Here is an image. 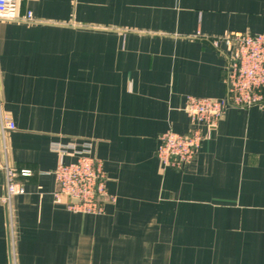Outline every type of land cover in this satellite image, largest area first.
Returning <instances> with one entry per match:
<instances>
[{
	"label": "crops",
	"instance_id": "1",
	"mask_svg": "<svg viewBox=\"0 0 264 264\" xmlns=\"http://www.w3.org/2000/svg\"><path fill=\"white\" fill-rule=\"evenodd\" d=\"M18 17L0 19V103L33 175L11 218L0 204V264H264V104L229 108L183 169L157 157L192 128L188 96H226L207 38L264 32V0H18ZM82 138L114 197L101 214L54 198L53 141Z\"/></svg>",
	"mask_w": 264,
	"mask_h": 264
},
{
	"label": "built area",
	"instance_id": "2",
	"mask_svg": "<svg viewBox=\"0 0 264 264\" xmlns=\"http://www.w3.org/2000/svg\"><path fill=\"white\" fill-rule=\"evenodd\" d=\"M18 0H0V19H18ZM32 21L28 12L26 19ZM223 44L221 49L226 58L224 81L226 96L220 99L188 96L184 111L189 116L192 128L186 134L167 130L159 137L157 157L164 167L183 169L198 153L202 141L208 138L219 121L231 107L244 108L264 104V32L229 34L214 42ZM4 159H0V171L4 173L5 191L0 195V204L8 208L12 217V201L17 195L26 193L23 180L30 178L33 171L18 168L8 160L6 133L14 131L16 124L11 117L0 118ZM206 128V132L202 128ZM84 149H54L61 160L52 174L57 182L54 198L62 202L72 212L100 214L104 204L110 199L107 191V177L102 164L94 152V143L84 140ZM73 155L74 161L66 163L64 156ZM75 200V202H70Z\"/></svg>",
	"mask_w": 264,
	"mask_h": 264
},
{
	"label": "rangeland",
	"instance_id": "3",
	"mask_svg": "<svg viewBox=\"0 0 264 264\" xmlns=\"http://www.w3.org/2000/svg\"><path fill=\"white\" fill-rule=\"evenodd\" d=\"M263 33V32H262ZM231 34H235V33H231ZM243 34V33H242ZM229 35V34H228ZM227 36V35H226ZM223 37H225V36H223ZM220 38H222V37H216V38H211V37H209V38H207L208 40H209V42L212 44V45H214V42L218 39V40H220ZM215 47V46H214ZM217 49L218 50H220L221 51V49L223 50V51H226V48L224 47V45L221 43H219L218 44V47H217ZM1 115H2V118H4L6 115L7 116H9L10 117V115H8V114H6V113H3V111H2V106H1V103H0V118H1ZM1 120V119H0ZM217 127V126H216ZM215 127V128H216ZM9 132L10 131H8L7 133H6V144H7V147H8V143H7V141H8V135H9ZM166 132V131H165ZM177 133V132H176ZM180 134H182V133H180ZM84 140H91V141H93V139H89V138H82V139H80V140H77V139H74V140H72V141H70V142H68V143H62V142H59V141H53V149H54V147L57 149V147H60V148H69V149H71L70 147H72V148H74V149H84V145L85 144H83L84 143ZM0 141L2 142V137H1V128H0ZM93 143H94V141H93ZM80 147H82V148H80ZM55 150V149H54ZM56 151V150H55ZM8 152H9V150H8ZM57 152V151H56ZM94 152H95V144H94ZM69 156L70 157H73V155H71V154H69ZM95 156H96V153H95ZM99 159V158H98ZM100 160V162H101V164H102V167H103V162H102V160L101 159H99ZM72 161H74V158H73V160ZM72 161H70V162H72ZM65 162V161H64ZM67 163V162H66ZM69 163V162H68ZM56 168V167H55ZM54 168V169H55ZM53 169V170H54ZM103 170H104V168H102ZM53 172V171H52ZM104 172H105V170H104ZM106 174V173H105ZM107 177V176H106ZM109 194V193H108ZM110 195V194H109ZM114 200V197L113 196H111L110 195V199L109 200H107V202H110V201H113ZM106 203V202H105ZM104 208V207H103ZM104 212V211H103ZM81 213H84V214H93V213H90V212H86V211H84V212H81ZM101 214V213H100Z\"/></svg>",
	"mask_w": 264,
	"mask_h": 264
},
{
	"label": "water",
	"instance_id": "4",
	"mask_svg": "<svg viewBox=\"0 0 264 264\" xmlns=\"http://www.w3.org/2000/svg\"><path fill=\"white\" fill-rule=\"evenodd\" d=\"M69 201H70V202H75V200H70V199H69Z\"/></svg>",
	"mask_w": 264,
	"mask_h": 264
}]
</instances>
